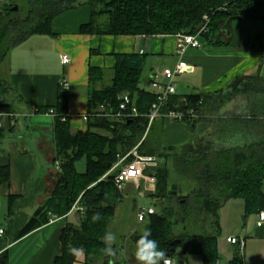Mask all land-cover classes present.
<instances>
[{"label": "trees", "instance_id": "16d2710c", "mask_svg": "<svg viewBox=\"0 0 264 264\" xmlns=\"http://www.w3.org/2000/svg\"><path fill=\"white\" fill-rule=\"evenodd\" d=\"M3 2L0 64L14 47L30 36L53 34V21L57 16L85 4L91 7V20L82 26L84 34L195 35L208 22L207 31L200 34L203 45L208 47L227 46L229 40L223 36L222 26L230 17L264 20V0H28L23 10H14L6 0ZM257 38L263 39L262 36ZM143 65L140 54L119 58L111 83L95 89L89 100L86 131L72 132L68 94L61 87L56 104L38 108L39 113L52 111L55 114L56 161H60L61 179L55 193L29 218L19 212L20 198L10 197L9 225L4 235L12 242L67 215L81 201L85 209L83 220L79 226L69 224L63 229V253L55 264H73L76 258L70 251L73 248H82L89 264H98L100 259L99 264H111L112 256L103 251V238L122 200V192L114 182L116 172H109L117 163L118 155H125L136 146L141 154L160 159L159 165L147 172L157 179L151 196L164 201L162 211L150 215V233L172 259L201 254L205 264H219L221 208L232 199H241L245 216L264 210V74L237 77L226 90L214 93L172 96L163 107V114L171 110L195 109L197 112V117L182 121L189 125L195 137L178 149V146L148 143L147 132L154 122L149 127L146 115L157 97L142 86ZM90 75L97 83L104 73L91 68ZM10 90L12 87L0 78V115L12 113L8 100ZM124 93L130 94L140 116L116 120L96 115L101 104L118 106V96ZM237 97H242L243 107L234 113L219 115L226 104ZM211 114L219 116L211 118ZM205 121L212 132L206 136L196 134L199 123ZM81 159L87 162L84 173L76 169ZM8 179L9 170L5 168L0 172V183ZM173 183L179 185L176 196L169 195ZM190 205L199 212H206L215 233L174 235V224L186 219L187 214L182 216L181 211H187ZM93 213L100 214L96 222L92 221ZM140 235L133 236L134 243ZM177 238L181 239L180 244L168 250V241ZM241 262L238 254L231 264ZM0 264H9L8 253L0 255Z\"/></svg>", "mask_w": 264, "mask_h": 264}, {"label": "crops", "instance_id": "0c3cea01", "mask_svg": "<svg viewBox=\"0 0 264 264\" xmlns=\"http://www.w3.org/2000/svg\"><path fill=\"white\" fill-rule=\"evenodd\" d=\"M90 20L91 7L86 4L64 12L54 19L53 34L30 36L6 56V65L0 71L8 77L9 84L18 95L14 101H10L12 113L0 115V172L5 168L9 170L8 181L0 183V227L8 228L11 196L20 198L19 212L29 218L55 193L60 183V161H56L55 117L39 113L38 108L57 103L61 81L68 84V116L71 118V130L76 133L87 130L89 100L95 89L111 83L121 56L140 54L144 59L142 74L147 68L149 84L155 72L175 67L181 59L177 53L179 35L82 33V26ZM222 34L229 40L227 46L208 47L213 48L212 51H205L204 45L202 50L192 47L187 49L182 59L190 68L177 76V94H181L180 85L185 94L214 93L224 89L237 77L263 74L264 20H233L230 35L227 36L223 31ZM258 36L263 37L262 41L258 40ZM64 54L71 58L69 64H63ZM91 68L104 73L97 83L91 80ZM160 118L163 123L167 121L168 137L163 143L164 147L184 146L191 142L195 134L188 124L179 123L171 116ZM170 131L174 139L169 137ZM82 160L86 159L76 163L80 173L85 172L87 165L85 162L83 171H79L77 164ZM133 183L138 186L139 192L143 188L150 196L155 192L156 183L146 179ZM81 203L79 201L67 215L53 219L17 241L12 242L7 235L0 236V255L8 253L9 264H55L56 258L63 253V229L69 224L79 226L83 220ZM260 212L249 215L248 235L227 236V242L229 237L245 241L244 249H239L243 252L240 264H264V222L258 225ZM142 228L141 233H130L128 239L132 245L127 243L129 240L120 249L112 245L115 255L112 256L111 264H138L134 256L133 236L144 231L150 232V216ZM233 245L239 248L237 244ZM181 256L178 264H186ZM101 262L100 259L97 263ZM73 264H89L86 254L83 252L82 256H76Z\"/></svg>", "mask_w": 264, "mask_h": 264}, {"label": "rangeland", "instance_id": "374dc122", "mask_svg": "<svg viewBox=\"0 0 264 264\" xmlns=\"http://www.w3.org/2000/svg\"><path fill=\"white\" fill-rule=\"evenodd\" d=\"M6 2L8 6H11L12 8L14 6H18V9L20 10H23L24 8H26L28 4V0H6ZM1 3L2 4L4 3L3 0H0V8L3 9L4 7L2 6ZM202 49L203 48L199 50H202ZM204 50L212 51L214 49L208 48V46L206 45L204 47ZM5 63H6V58L0 64V70H3V66L6 65ZM263 74H264V69H263ZM0 78L9 84L8 77L3 73V71H0ZM147 80H148V70L147 68H145L142 74V86L146 87L150 91L152 88ZM9 85L11 86V84ZM226 87H225V90H226ZM179 92L181 94L186 93L182 90V85H180L179 87ZM17 95L18 94L15 91V89L12 88V90H10L8 93V100L14 101ZM242 107H243L242 97H237L233 101L227 103L219 115L224 116V115L234 113ZM219 115L211 114L210 117L217 118V116ZM161 119L162 118H158L154 121L153 128L151 129V131L148 130L147 135H148L149 144H154V145L160 144L161 147H164L163 143L166 142L167 137H168L167 136V121L163 123ZM179 123H182V122H179ZM199 127L200 128L196 134H201V135L206 136L208 133L212 132V127H210L207 121L199 123ZM100 132H105V131L100 130ZM169 133H170L169 137L174 139L172 137L173 136L172 131H170ZM194 137L195 135H193V138ZM177 148L180 149V146H178ZM139 154L143 156H149V155L141 154L140 152ZM81 162L77 164L79 171L80 170L83 171L84 169L83 164L85 165L86 160H82ZM151 168L152 167H149L147 172H149ZM135 198H137V207L143 208L145 210L149 208H153L155 212H161L162 211L161 208L164 205V201L156 200L149 194H146V191L144 188L142 192H139L138 186H136L133 182L125 183L123 187V192H122V200L120 201L118 205L116 213L109 227V231H111L112 233L116 235V242L114 244L117 245L119 249L123 248L127 240H129L128 238H129L130 233H135V232L141 233L143 229L142 227L146 225L149 219V216H147L146 218L147 220L145 222H138L137 210H133V201ZM195 204L197 205V203ZM185 214H187V217L185 220H180V222L174 224V235L175 236H179L182 234L184 235L211 234V233L216 232L212 224V219L209 218L208 215H206V212L204 211L199 212L197 209L192 208L190 205V207L187 208V211H181L182 216H184ZM220 216H221L220 224L222 226L220 236L218 237V252L220 255V264H231L234 257L238 254L243 255V252H241L239 248H237L233 244L228 243L227 236L237 235L240 237H244L248 235L249 234V215L245 216V208H244L243 200L232 199L223 208H221ZM127 243H129V245H132L130 240ZM181 259L186 261V264H205L204 258L201 254H186V255H182ZM173 260L178 264L179 257Z\"/></svg>", "mask_w": 264, "mask_h": 264}, {"label": "built area", "instance_id": "2783aa9c", "mask_svg": "<svg viewBox=\"0 0 264 264\" xmlns=\"http://www.w3.org/2000/svg\"><path fill=\"white\" fill-rule=\"evenodd\" d=\"M208 20V17H205ZM207 23L203 25L197 34L195 35H182L179 36V42L177 47V53L180 56V61L175 67H166L160 72H155L150 80L151 92H153L157 101L152 104L149 113L146 115L149 118V127L158 118L162 116H171L174 120L182 122L184 120H192L197 117V112L195 109H188L185 111L171 110L167 114L162 113V109L167 105L171 97L177 94V81L176 78L189 70V64L182 59L185 52L189 47L192 48H202L203 43L199 40L200 34L207 31ZM71 58L69 55L64 54L62 57L63 64H69ZM67 82L61 81L60 87L67 89ZM118 106L112 103L101 104L97 109V116H103L108 118H113L116 120H124L126 118H134L140 116L138 108L133 105V99L129 93H124L118 96ZM37 110H34L36 112ZM55 117V114L51 111L48 113ZM180 114V115H178ZM88 119V115L86 116ZM2 124L0 123V128ZM130 157H133L129 160ZM129 160V161H128ZM160 159L156 156H143L138 152V146L134 147L125 155H118V161L115 163L113 168L109 173L115 171L114 182L118 189L123 192L124 184L127 182H137L142 179H146L152 183H157V179L153 175L147 174L149 167H157L159 165ZM108 173V174H109ZM105 178V177H104ZM141 192V191H140ZM155 211L153 208L147 210L138 207L137 216L139 221H145L147 216H150ZM264 222V211L259 214L258 225H262ZM5 228L0 227V236H4ZM228 242L232 244H237L239 249L242 251L245 247V241L239 240L236 237H229ZM173 260V259H172ZM174 264H177L173 260Z\"/></svg>", "mask_w": 264, "mask_h": 264}, {"label": "clouds", "instance_id": "9594fccd", "mask_svg": "<svg viewBox=\"0 0 264 264\" xmlns=\"http://www.w3.org/2000/svg\"><path fill=\"white\" fill-rule=\"evenodd\" d=\"M80 211L83 213L85 209L81 208ZM100 218L99 213L92 214L93 222L98 221ZM103 240L105 243V248L103 249L105 255H115L112 245L116 242V235L108 231ZM70 251L77 257L82 256L84 252L82 248H73ZM134 256L138 264H174L172 258L167 255L166 250H162L158 242L151 238L149 231H144L137 239Z\"/></svg>", "mask_w": 264, "mask_h": 264}, {"label": "water", "instance_id": "95a60500", "mask_svg": "<svg viewBox=\"0 0 264 264\" xmlns=\"http://www.w3.org/2000/svg\"><path fill=\"white\" fill-rule=\"evenodd\" d=\"M12 9L14 10H18V6H14ZM241 17L239 16H233V17H230L226 23L223 25L222 27V31L224 34H226L227 36L230 35V32H231V24H232V21L233 20H237V19H240ZM178 190H179V185L178 183H173L172 186H171V189L169 190V195H173V196H176L178 194ZM137 209V198L134 199L133 201V210H136ZM181 242V239L177 238L175 240H169L168 241V244H169V248L168 250H174L173 247L180 244ZM169 256V255H168ZM180 264H183V262H180Z\"/></svg>", "mask_w": 264, "mask_h": 264}]
</instances>
